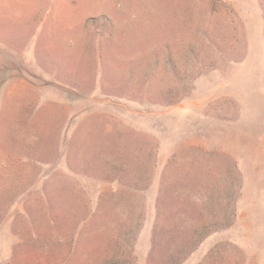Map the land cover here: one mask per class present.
I'll return each instance as SVG.
<instances>
[{
	"label": "rangeland",
	"instance_id": "rangeland-1",
	"mask_svg": "<svg viewBox=\"0 0 264 264\" xmlns=\"http://www.w3.org/2000/svg\"><path fill=\"white\" fill-rule=\"evenodd\" d=\"M0 264H264V0H0Z\"/></svg>",
	"mask_w": 264,
	"mask_h": 264
}]
</instances>
